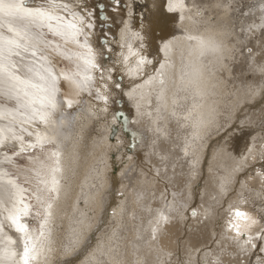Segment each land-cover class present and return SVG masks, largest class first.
Instances as JSON below:
<instances>
[{
    "label": "bare ground",
    "instance_id": "6f19581e",
    "mask_svg": "<svg viewBox=\"0 0 264 264\" xmlns=\"http://www.w3.org/2000/svg\"><path fill=\"white\" fill-rule=\"evenodd\" d=\"M143 1L145 13L134 16L133 0H57V12L66 20L72 13L64 2L92 22L75 36L66 27L58 31L56 20L34 22L0 11V64L7 66V72L0 71V224L22 253L25 234L16 231L9 212L27 205L28 215L21 220L28 234L39 236L51 203L45 229L49 264H264V258L257 262L264 236L256 238L264 229V200L261 206L259 199H251L258 192L264 196V162L258 163L264 159V22L254 31L245 28L256 36L255 46L236 30L257 16L237 22L229 7L223 9V0H183L187 7L210 9L206 17L196 15L201 6L186 10L183 22L179 9L168 11L169 0ZM24 3L52 7L49 0ZM187 33L214 38L224 58L216 50H199L196 40L184 39ZM4 39H16L19 49L36 55L14 58ZM129 44L139 55H130ZM248 47L260 55H243ZM12 53L19 51L12 47ZM197 69L203 74L200 95L185 83ZM245 70L250 74L242 78ZM169 112L176 116L171 124L158 123ZM158 127L165 136L168 128L180 138L167 147L168 137H161ZM33 147L44 153L29 159L16 175L27 187L7 174L4 162L11 160L9 152L17 155ZM54 153H59L58 165ZM196 165L200 169L192 172ZM57 167L58 193L50 190ZM237 211L245 215L237 217ZM205 224L216 247L203 241ZM0 244V249L9 246L3 233Z\"/></svg>",
    "mask_w": 264,
    "mask_h": 264
},
{
    "label": "snow or ice",
    "instance_id": "6c2138e0",
    "mask_svg": "<svg viewBox=\"0 0 264 264\" xmlns=\"http://www.w3.org/2000/svg\"><path fill=\"white\" fill-rule=\"evenodd\" d=\"M52 7L48 8H30L25 3L24 0H19V3H4L3 0H0V11L4 12L5 15H15V14H23L24 16L30 18L32 21H39L43 23L44 20H56L57 21V30H61L62 28H68L74 30L72 32V35H78L80 33L84 32L85 27H91L92 22L88 19H86L82 14H80L76 7L74 5H70L67 2L63 3V7L67 10H69L72 13V19L66 20L63 15H60L57 12L56 3L57 0H49ZM114 2L119 3V0H114ZM218 6V5H217ZM102 7V6H101ZM179 9L181 15L180 20L181 22L184 21L185 17L183 15V12L188 10L187 6L183 3V0H178V2H173V0H169L168 4V11H176ZM91 15V13H89ZM197 16L201 15V13L198 11L196 13ZM188 19H191V17H188ZM125 24L127 22L125 21ZM51 27V25H49ZM141 27H143V22L141 23ZM181 27H183V24H181ZM8 31H13L11 27H9ZM223 33L217 32L216 35H222ZM15 35H20V33H16ZM126 33L122 34V39ZM134 35L139 36V33H134ZM2 39V38H0ZM184 39L188 40H196L197 41V48L199 50L203 49H211L216 50L220 52L221 59L224 58V50L219 48V46L216 43V40L212 37H209L205 39L202 35H197L194 33H187L184 37ZM143 38L141 37V46ZM85 42L87 43V35H85ZM106 42V41H105ZM3 43L5 46H7V51L11 55L12 53V47L19 48L21 45L17 42L16 39H4ZM171 45V42H164L163 43V49L167 50ZM123 44H121V47L123 48ZM129 53L131 56L136 57L139 55L136 51H133L131 44L128 45ZM3 52L4 49L0 48V59H3ZM33 56L36 55V53L33 51ZM122 55V53H121ZM124 59L127 61L128 57L125 56ZM86 63L91 64L92 67H96L97 65L92 61H86ZM140 63H143V60H141L137 64V68H139ZM150 63V61H149ZM161 69H163V74L167 75L168 70L165 68V66L162 64ZM133 69L129 67V71H132ZM0 71L7 72V66L0 64ZM262 72H264V69H261ZM12 79L27 84V81H20L19 77L12 76ZM90 78V77H89ZM103 79V77H101ZM154 79V78H153ZM203 81V74L197 69L196 74L194 78L189 79L186 83L187 85H191L193 89L196 91L197 95L201 94V88L200 84ZM160 83H164L163 80L160 81ZM118 86V85H117ZM32 87H35V85H32ZM27 94V93H25ZM127 94V93H126ZM130 95V94H128ZM261 95H264V90L261 91ZM106 99V97H103ZM167 106V105H166ZM187 118V117H185ZM39 140V137H38ZM2 143V141H0ZM249 152H252V149H249ZM54 155L57 156V165L59 164V153H54ZM59 171V167L54 168L52 170V188L51 191L59 192V179L56 177L55 173ZM53 207L51 203L47 205V208L45 209L46 217L43 222L40 224V234L39 236H34L33 234H28L27 229L28 225L26 222H23L21 220V215H28V206L25 205L23 209L14 208L12 211L9 212L8 220L11 222V224L15 227L16 231L25 234L24 235V248L23 252L21 253L18 250V242L12 238L4 229L3 225L0 224V233H3L5 238L8 240V247H5L4 249H0V262H5V264H49V261L47 259V253L51 252V247L48 246L45 242L49 241V237L45 234V229L48 227V221L47 216L51 215L50 209ZM245 214L243 212L237 211L236 216L242 217ZM255 223V221H253ZM261 236H264V229H261L260 232ZM247 243V241H245ZM255 247V245H253ZM112 249L109 248V252H111ZM38 256H44L45 258L42 260H38ZM94 258V254H93ZM110 264H114V262L110 261Z\"/></svg>",
    "mask_w": 264,
    "mask_h": 264
},
{
    "label": "rangeland",
    "instance_id": "374dc122",
    "mask_svg": "<svg viewBox=\"0 0 264 264\" xmlns=\"http://www.w3.org/2000/svg\"><path fill=\"white\" fill-rule=\"evenodd\" d=\"M229 1V2H228ZM140 2H142V3H140ZM192 2V4H193V0L191 1ZM223 2H224V6L225 7H223V9H225L226 7H229V11H230V13L232 12V14H234V17H236L235 19H236V21L237 22H240L241 20H242V23H244V21H248V18L250 17V16H254V15H256L257 17H254V19L252 20L253 22H255L254 24H252L253 22H250V21H248L249 23H248V26L247 27H242L241 28V25H240V23L238 24L239 26V28L236 30V32H237V34H244L245 33V40H247L248 42H250V43H252V42H254V45L255 46H257L258 45V42H256V36H254V35H250V31H245V28H246V30L248 29V27H250V30H252V31H254L255 30V28H257L258 26H261V25H263L262 23L264 22V0H223ZM227 2V3H226ZM232 2V3H231ZM239 2V3H238ZM253 2V3H252ZM261 2V3H260ZM113 3H115V2H113ZM133 3H137L136 5H135V7H134V16H137V15H141L142 16V14H144L145 13V11H146V9L145 8H142V6L144 5L143 3H144V1L143 0H133ZM257 4V5H256ZM227 5V6H226ZM196 6H201L200 8H202V9H198L197 8V10H196V12H198V10H199V12L201 13V15H199V17H206V16H208L209 15V12H210V9H208L207 7H206V5H203V4H201V5H199V4H196ZM196 6H195V8H196ZM235 6V7H234ZM238 6V7H237ZM193 6H191V7H189V8H191L192 10H194L195 8L193 7ZM234 7V8H233ZM249 7V8H248ZM257 7V8H256ZM262 7V8H261ZM142 8V9H141ZM204 8V9H203ZM207 8V9H206ZM236 8V9H235ZM247 8H248V10H247ZM235 9V10H234ZM251 9V10H250ZM256 9V10H255ZM126 10H128V9H126ZM203 10H204V12H203ZM237 10V11H236ZM244 10V11H243ZM255 10V11H254ZM263 10V11H262ZM129 11V10H128ZM209 11V12H208ZM242 12V13H241ZM250 12V13H249ZM255 12V13H254ZM248 13V14H247ZM252 13V14H251ZM259 14V15H258ZM213 15H214V13L213 14H211L209 17H208V19H211V17H213ZM246 16V18H245V16ZM260 15H261V17H260ZM243 16H244V18H243ZM142 18V17H141ZM214 18V17H213ZM240 18V19H239ZM243 18V19H242ZM245 19V20H244ZM255 19H256V21H255ZM262 29L264 28L263 26L261 27ZM241 29H243L242 31H241ZM242 34V35H243ZM249 34V35H248ZM255 38V39H254ZM244 39H242L241 40V44L244 42L243 41ZM110 44H111V42H110ZM243 45V44H242ZM243 46H245V45H243ZM249 49V50H248ZM17 50L19 51V54H15V53H13V55H12V57H14V58H17V59H22V60H24L23 59V57H22V55H24V56H33L32 55V53H33V51L34 50H32V49H26V48H21V49H19V48H17ZM238 51H242L241 49H239ZM261 51H264V46L261 48ZM246 53V54H245ZM253 55V57H251V58H254V59H256L259 55H260V52H258V53H253V52H251V50H250V48L248 47V48H246V50H244V53H243V55ZM256 56V57H255ZM29 61V60H28ZM238 63V62H237ZM251 65V64H250ZM247 67H249V66H247ZM244 74V75H243ZM243 74H242V78H246V77H248L249 76V74H250V71L248 72V70L246 71H244L243 72ZM248 75V76H247ZM180 83V82H179ZM242 109V108H241ZM163 112V111H162ZM182 112H183V110H182ZM170 113V112H169ZM169 113L166 115H164V118H162L161 120H159V122L158 123H162V122H164V121H167V125H170L171 124V122H172V120H173V117H176V116H173L171 113H170V115H169ZM190 115V114H189ZM184 116H185V114H184ZM183 116V117H184ZM119 123V122H118ZM151 124H149V126H150ZM167 125H166V127H167ZM232 125L230 124V125H228V126H226V130H229L230 129V127H231ZM165 127V128H166ZM233 127V126H232ZM242 127H244V126H238V127H235V128H237V129H240V128H242ZM173 130H174V128H173ZM167 131H168V134H166L167 136H165V133L164 132H162L161 130H160V127H158V130L156 131L157 133H161L160 135H161V137H163V138H167L168 137V141H164L165 142V144L167 145V147L169 146V142H173L174 140H175V142L176 141H178V138H180V136H177L176 135V133H174V131H172V130H169L168 128H167ZM230 137V135H228L227 136V138L226 139H228ZM214 142L215 141H213L212 143H210V145L211 144H214ZM119 144V143H118ZM257 146H258V144H256ZM34 148V149H33ZM32 149H31V152L28 150V151H25V153H24V151L21 153V152H19L17 155H15L13 152H9L10 153V155H12V158H11V160L9 161V162H4V166L5 167H7V169H9L8 171V173L7 174H9V175H11V177H12V179H15V181L17 182V180L19 181V182H21V184L23 185V186H27V187H29L30 185L28 184V183H26L25 181H22L23 179H22V177H17L16 178V175H17V171L19 170V169H23V168H27V165L30 163V162H32V160H29V159H34V157H36V154L38 155L39 153H44V151H42V149H39V148H37V147H33ZM177 149V146L176 147H172V149ZM41 150V151H40ZM9 151H11V149L9 150ZM14 154V155H13ZM156 154V153H155ZM40 155V154H39ZM171 155V154H170ZM29 161H28V160ZM29 162V163H28ZM264 162V159H262L261 161H259L258 163H263ZM7 165V166H6ZM145 166L147 167V168H152L150 165H146L145 164ZM192 166H193V164H192ZM195 168H193V171H192V169L190 170V167L189 166H186V169H188V171H192V172H195V171H197V170H199L200 169V167H197V165L196 166H194ZM256 169H257V167L256 168H254V171H256ZM171 170V169H170ZM182 171H184V168L182 169ZM188 171H186V172H188ZM2 172L4 173V174H6L5 173V170H2ZM258 173V172H257ZM262 173V172H261ZM184 174H186V173H184ZM12 175H14V176H12ZM6 181V180H5ZM14 181V180H13ZM180 181V180H179ZM182 181V180H181ZM182 184V183H181ZM184 184V183H183ZM194 184H196V182H191L190 183V185H194ZM242 185V184H241ZM91 187H93V186H91ZM191 187V186H190ZM192 189H193V187H191V191H192ZM28 194H29V190L28 191H26ZM261 193L260 192H258V194H255V195H251V199L252 198H254L255 199V201H256V199H257V201H258V199H259V205H261L262 206V203H263V200H264V196H262V195H260ZM154 194L152 193V192H149V194H148V198H151L152 196H153ZM258 195V196H257ZM117 196H121V194H117ZM30 197H31V199L29 200V202L33 205V207H34V204H35V197H34V195H30ZM263 197V198H262ZM262 200V201H261ZM261 202V203H260ZM244 205V204H243ZM252 205V204H251ZM260 207V206H259ZM254 208L255 209H257L258 208V206H256V205H254ZM140 210H142V209H140L139 208V211ZM142 211H144L145 212V210H142ZM187 212L189 213V214H191V213H193L194 211H190L189 210V207H188V209H187ZM113 212L112 211H110L109 212V214L111 215ZM34 214V213H33ZM192 215V214H191ZM138 217V216H137ZM141 218H144V216H139V220L141 219ZM134 220V219H133ZM148 221H150V220H147V221H145L144 223H141L140 222V224H143V225H146V222H148ZM201 222H203V223H205L204 221H205V218H203V220H200ZM35 223V222H34ZM33 222H30V225H33L34 224ZM202 223V224H203ZM132 226H137L138 224H136V222H131L130 223ZM202 229H204L203 230V232H204V234H203V236L202 237H205L204 238V240L203 241H207L208 240V242H209V245H211V247H213V245L216 247V240H215V238H212V237H210L211 238V240L209 241V237H207V236H209L210 234H208V233H206V229H208L209 231L211 230V228L209 227V225H204L203 226V228ZM256 236V235H255ZM259 237V238H258ZM262 237V236H261ZM260 237V234H259V236H258V234H257V239H260L261 238ZM152 239L154 240V237H152ZM145 242V241H144ZM260 242H262V243H260V249L258 250V252L257 253H259V255H258V258H257V262H259V260H261V258H264V252L262 251V249H264V245L262 246V244L264 243V237H262L261 238V241ZM257 243V242H256ZM123 244V243H122ZM1 245V244H0ZM209 245L208 246H204L201 250H197L196 252H200V251H204V249H206V248H208L209 247ZM154 260H157V261H159V259H157L156 258V256L154 257ZM256 260V259H255ZM129 261H133V258H130L129 259ZM131 264H134V263H131ZM157 264H158V262H157ZM241 264H243V262H241Z\"/></svg>",
    "mask_w": 264,
    "mask_h": 264
},
{
    "label": "water",
    "instance_id": "95a60500",
    "mask_svg": "<svg viewBox=\"0 0 264 264\" xmlns=\"http://www.w3.org/2000/svg\"><path fill=\"white\" fill-rule=\"evenodd\" d=\"M191 11V10H190ZM100 20H102V16H99Z\"/></svg>",
    "mask_w": 264,
    "mask_h": 264
}]
</instances>
